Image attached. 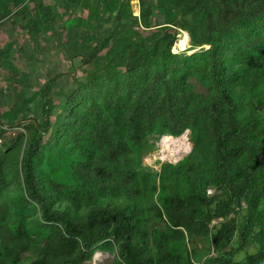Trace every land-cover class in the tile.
Masks as SVG:
<instances>
[{
  "label": "trees",
  "instance_id": "1",
  "mask_svg": "<svg viewBox=\"0 0 264 264\" xmlns=\"http://www.w3.org/2000/svg\"><path fill=\"white\" fill-rule=\"evenodd\" d=\"M137 3L0 0L1 26L57 35L70 66L0 89V264H264V0ZM181 31L200 49L172 52ZM186 130L176 163L141 162Z\"/></svg>",
  "mask_w": 264,
  "mask_h": 264
},
{
  "label": "rangeland",
  "instance_id": "2",
  "mask_svg": "<svg viewBox=\"0 0 264 264\" xmlns=\"http://www.w3.org/2000/svg\"><path fill=\"white\" fill-rule=\"evenodd\" d=\"M131 6H132V10L134 14L138 15L137 0H131ZM58 10H61V7H58ZM60 29L61 28L56 23H52L49 30L46 31V36L47 37L51 36L53 31H54V34H56L57 32L61 31ZM18 31L19 30H17V32ZM15 33H13V25L12 26L11 24H8L6 26L0 25V44L6 45L9 42H11L12 44L11 50L14 51L17 49L16 51H14L15 53L13 55L11 54V56L9 57L10 58L9 67H4L0 65V89L2 91H4L5 93H9V92L17 93L19 91V86L16 84H12L11 82L13 80V77L17 69L22 70V71H27V73H30V79L32 80V85H34L36 89H39L44 85V82L46 81V78L48 77V75L51 76L55 74V72H66L67 70H70L69 63L66 62V60L63 57L58 56L56 45L54 43V39L57 42V39L59 38L57 35H54L52 42L39 43L41 47L37 48V45L32 46V45H29V43L26 45H23L22 44L23 34L21 32L19 33V35ZM188 41H189L188 34L185 31H181L180 34L178 35L177 40L173 43V46L171 48L172 52L191 53L192 51H194L195 49L188 50L191 48ZM199 49L200 48H197L196 50H199ZM191 81L194 83L195 89L197 91H203V88L194 79H191ZM57 82L58 83L56 85L58 86L55 87V84H54L53 90L55 91L56 89L57 92H60L58 90L60 88L62 89L65 88L66 81L65 79H60ZM58 94L60 95V93H57L56 95ZM58 98H60V96ZM5 109H7L6 106L0 105V112L4 111ZM27 113L28 114L35 113L37 115L39 114V110H37L35 106H31L30 110H28L26 114ZM57 113L58 111L54 112L53 114L54 118L51 120V123L55 120ZM14 122L15 120L12 121V123ZM10 131L8 132L9 134L11 133ZM184 133H186L187 139H188L189 131L186 130ZM163 136H169V135H163ZM163 136L156 139L155 146L152 149V151L144 154L143 157L141 158V162L145 164L146 166L150 167L154 171H158L162 164L176 163L178 160H180L186 155L182 152L173 153L171 150L172 146L170 145L168 146L166 145L167 147L161 146L160 141L162 140ZM169 137L173 138V136H169ZM151 140H154V139H151ZM190 149H191V146H190ZM169 150H171V152ZM200 244H201L200 241H198L197 245H200ZM253 247L254 246H249L248 249L250 250H241L236 255V258L241 259L244 256L245 252H251L252 251L251 248ZM205 254H206L205 252L202 254H196L195 261L199 262L200 264H203V258ZM112 259H113V254H110L108 252L96 251L93 255L92 260L89 263L90 264H110Z\"/></svg>",
  "mask_w": 264,
  "mask_h": 264
},
{
  "label": "bare ground",
  "instance_id": "3",
  "mask_svg": "<svg viewBox=\"0 0 264 264\" xmlns=\"http://www.w3.org/2000/svg\"><path fill=\"white\" fill-rule=\"evenodd\" d=\"M178 43H180V42H178ZM160 145L163 147H165L166 145L167 146L170 145V146H172V149L171 148H169V149H171L173 153L174 152L175 153L176 152H179V153L182 152L184 154H187L189 152V149L191 146L190 142L187 139L186 133H183L182 135H180L178 137H173V138L169 137V136H163L162 140L160 141ZM171 150H169V151L171 152Z\"/></svg>",
  "mask_w": 264,
  "mask_h": 264
},
{
  "label": "built area",
  "instance_id": "4",
  "mask_svg": "<svg viewBox=\"0 0 264 264\" xmlns=\"http://www.w3.org/2000/svg\"><path fill=\"white\" fill-rule=\"evenodd\" d=\"M208 192H211V190L209 189Z\"/></svg>",
  "mask_w": 264,
  "mask_h": 264
},
{
  "label": "water",
  "instance_id": "5",
  "mask_svg": "<svg viewBox=\"0 0 264 264\" xmlns=\"http://www.w3.org/2000/svg\"><path fill=\"white\" fill-rule=\"evenodd\" d=\"M194 51H196V50H194ZM190 151V150H189ZM244 243V242H243Z\"/></svg>",
  "mask_w": 264,
  "mask_h": 264
}]
</instances>
